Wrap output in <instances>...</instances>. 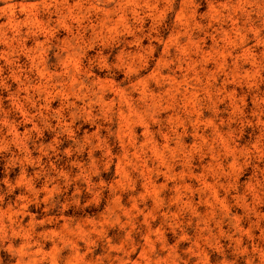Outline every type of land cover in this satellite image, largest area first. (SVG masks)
<instances>
[{
	"label": "rangeland",
	"instance_id": "obj_1",
	"mask_svg": "<svg viewBox=\"0 0 264 264\" xmlns=\"http://www.w3.org/2000/svg\"><path fill=\"white\" fill-rule=\"evenodd\" d=\"M0 264H264V0H0Z\"/></svg>",
	"mask_w": 264,
	"mask_h": 264
}]
</instances>
